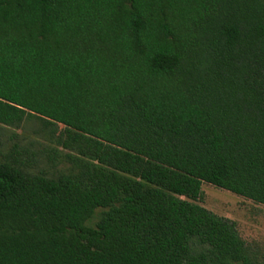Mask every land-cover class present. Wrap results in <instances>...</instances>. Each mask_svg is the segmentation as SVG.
Wrapping results in <instances>:
<instances>
[{
	"label": "trees",
	"instance_id": "16d2710c",
	"mask_svg": "<svg viewBox=\"0 0 264 264\" xmlns=\"http://www.w3.org/2000/svg\"><path fill=\"white\" fill-rule=\"evenodd\" d=\"M31 118L69 168L0 160V264H255L196 202L264 207V0H0V125Z\"/></svg>",
	"mask_w": 264,
	"mask_h": 264
},
{
	"label": "rangeland",
	"instance_id": "374dc122",
	"mask_svg": "<svg viewBox=\"0 0 264 264\" xmlns=\"http://www.w3.org/2000/svg\"><path fill=\"white\" fill-rule=\"evenodd\" d=\"M63 128L59 124L45 126L34 118L25 119L16 128L0 125V160L6 159L16 147L22 154L21 159L27 158L25 151L40 153L35 158L37 163L27 167L28 172L42 171L49 177L66 173L69 168L66 163L51 165L43 158L44 151L56 150L61 154L67 152L54 143L49 133L50 130H55L59 134ZM201 189L202 200L196 203L213 214L234 222L255 264H264V207L208 184H202Z\"/></svg>",
	"mask_w": 264,
	"mask_h": 264
}]
</instances>
